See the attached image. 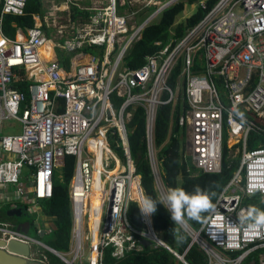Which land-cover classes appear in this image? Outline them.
<instances>
[{
	"label": "built area",
	"instance_id": "built-area-1",
	"mask_svg": "<svg viewBox=\"0 0 264 264\" xmlns=\"http://www.w3.org/2000/svg\"><path fill=\"white\" fill-rule=\"evenodd\" d=\"M41 1L43 12L33 13V25H17L11 36L4 17L24 14L28 0H0V186H13L14 199L29 207L52 197L55 170L67 155L75 157L70 248L53 253L64 264H104L105 248L121 258L149 239L180 255L157 235L151 216L141 213V229L128 217L130 203L145 196L129 125L143 108L155 187L158 193L171 190L163 182L155 138L158 108L171 104L179 106L192 166L220 171L225 130L227 142L241 152L239 168L201 228L183 227L191 243L206 252L208 264H243L255 252L264 264V229L240 219L249 209L245 197L264 200V144L247 148L250 133L264 131V0H217L209 9L208 0H197L208 9L204 17L180 38L171 30L167 40H156V50L135 68L126 62L133 43L181 0ZM24 83L25 91L19 88ZM12 118L21 130L1 133ZM95 172L102 195L93 240L89 193ZM40 222L35 217L38 234L51 232ZM0 237L27 243L30 263L52 264L39 247L54 248L13 222L0 220Z\"/></svg>",
	"mask_w": 264,
	"mask_h": 264
},
{
	"label": "trees",
	"instance_id": "trees-1",
	"mask_svg": "<svg viewBox=\"0 0 264 264\" xmlns=\"http://www.w3.org/2000/svg\"><path fill=\"white\" fill-rule=\"evenodd\" d=\"M195 3L197 0H187ZM217 0H208V9ZM185 0L166 8L160 18L147 26L141 38L134 42L126 55V62L131 67H139L144 63L145 55L153 53L157 46L156 40L165 41L170 36V31L174 32L173 38H180L189 27L197 24L206 14L208 9L196 8L195 12L184 20L177 21V17L184 10ZM43 6L41 0H28L22 15L7 14L4 17V29L8 35H13L15 27L13 22L22 27L32 26L34 23L33 13H42ZM177 76L174 72L171 82ZM19 88L26 90L25 83L19 84ZM179 106L165 104L159 106L156 119L155 138L158 148V156L161 161L162 178L165 186L169 189L182 188L186 192L192 193L197 186L203 191L214 193L211 196L214 204L217 196L223 187L229 182L234 172L239 168L241 152L234 155L235 146L229 147L227 143V132L225 130L222 143V161L219 172H205L198 170L186 159L185 129L178 123ZM129 141L136 170L141 175L142 187L145 196L156 198L158 191L155 187V178L147 157V146L145 138V114L143 108L139 107L134 113L130 123ZM264 127V125H263ZM264 144V131H252L247 141V148L253 149ZM58 169V168H57ZM57 169L54 173L53 195L49 199L41 201V208L44 216L51 220L52 230L45 233L42 240L45 244L58 251H67L70 248L71 232L73 226L72 205L69 196V182L75 170V157L67 155L64 164L61 166L62 177H59ZM20 203V202H18ZM244 204L249 207H258L264 210V200L260 195L245 197ZM21 205V204H19ZM0 209V220L15 221V225L20 224L18 216H9L7 210L11 207L6 204ZM27 209L26 206H23ZM208 211L202 213L201 221L189 220L188 225L198 231ZM130 222L138 227L144 228L145 224L141 220V212L136 202H131L128 210ZM152 217V223L157 235L164 240L173 250L180 255L188 264H208V255L196 242H192L191 235L179 225H174L171 214L166 206L158 204L157 211ZM17 220V221H16ZM31 227L35 224V217L27 219ZM176 230L175 233L173 230ZM36 230V229H35ZM39 235V234H38ZM177 235L183 237L182 242L177 241ZM238 252H232L235 256ZM257 252L252 253L243 264H259ZM60 260V259H59ZM104 264H184L173 252L154 242L143 243L141 250H130L121 258L112 255V248L104 249Z\"/></svg>",
	"mask_w": 264,
	"mask_h": 264
},
{
	"label": "clouds",
	"instance_id": "clouds-1",
	"mask_svg": "<svg viewBox=\"0 0 264 264\" xmlns=\"http://www.w3.org/2000/svg\"><path fill=\"white\" fill-rule=\"evenodd\" d=\"M254 191V189H250V192ZM212 195L214 193L203 191L199 186L192 193L186 192L182 188H175L162 191L156 198L143 196L137 205L145 216L156 213L158 204L166 206L174 225L183 228L189 220L201 221L202 213L214 207L211 199ZM26 210L28 211V208ZM240 219L242 222H247L252 229H264V210L258 207H249L246 215L241 216ZM173 231L175 233L176 230ZM176 238L178 242L183 241L182 236L177 235Z\"/></svg>",
	"mask_w": 264,
	"mask_h": 264
},
{
	"label": "water",
	"instance_id": "water-1",
	"mask_svg": "<svg viewBox=\"0 0 264 264\" xmlns=\"http://www.w3.org/2000/svg\"><path fill=\"white\" fill-rule=\"evenodd\" d=\"M108 209L110 210V207H108ZM27 213L28 211L23 206L12 207L7 210V214L9 216L21 217L27 215ZM17 229L28 233L30 230V221L22 222L17 226ZM150 243L151 240L149 239L145 241V244ZM46 246L48 247V245ZM50 250L52 252H55V249L50 248ZM30 253V246L27 243H23L18 240H10L7 242L0 237V264H30ZM177 257L183 263L184 261H186L181 255H177Z\"/></svg>",
	"mask_w": 264,
	"mask_h": 264
},
{
	"label": "rangeland",
	"instance_id": "rangeland-1",
	"mask_svg": "<svg viewBox=\"0 0 264 264\" xmlns=\"http://www.w3.org/2000/svg\"><path fill=\"white\" fill-rule=\"evenodd\" d=\"M186 4H185V8L184 10L179 14V16L177 17V21H181V20H184L186 17L190 16L191 14H193L197 8V2L195 3H190L186 0ZM65 12H68L65 11ZM3 128L1 129V133L3 134H10V133H16V132H19L21 130V125L19 123V121H17L16 119L12 118V119H9V120H6L4 121V124H3ZM228 143V146L229 147H233L234 145V141H229L227 142ZM239 149L235 147L234 149V155H237L239 152ZM57 173L59 175V177H62V172H61V167H59L57 169ZM0 208H5L4 205L3 206H0ZM28 213L27 215H24L23 217H20V221H25L29 218H32V217H36V218H39V220L43 223V220L44 218L42 217V208H41V202L38 203L36 202L35 204H30L29 207H28ZM29 234L34 237V238H40V239H43L41 235H38L37 231L35 230V227L32 226L29 230ZM36 245V248L38 247L37 244ZM41 248L43 251H45V254L49 257V261L52 263V264H62L63 262H61V260H59V258L57 257L56 254L52 253L51 251H48L44 246L41 245ZM64 264V263H63Z\"/></svg>",
	"mask_w": 264,
	"mask_h": 264
},
{
	"label": "crops",
	"instance_id": "crops-1",
	"mask_svg": "<svg viewBox=\"0 0 264 264\" xmlns=\"http://www.w3.org/2000/svg\"><path fill=\"white\" fill-rule=\"evenodd\" d=\"M13 27H15V29H16V27H17V24L15 23V22H13ZM19 26V25H18ZM24 28V27H23ZM15 32V31H14ZM14 187L13 186H8V187H3V186H0V206H5L6 204H10V208H12V207H18V206H26V207H28L27 206V204H25V203H21L18 199H14V197H13V195H14ZM18 202H20V203H18ZM40 203V202H39ZM19 204H21V205H19ZM1 209V208H0ZM21 217H23V216H21ZM42 217L44 218V220H43V223L42 222H40L39 223V225H41L42 226V228L43 229H47L48 227H51V220L49 219V218H46V216H44V214H43V212H42ZM20 218V217H19ZM9 221H11V220H9ZM17 221V220H16ZM26 221H29V220H25V221H22V222H26ZM12 222V221H11ZM21 221H20V224L22 223ZM13 223H14V225H15V221H13ZM17 225V224H16ZM15 225V227H17ZM34 227H35V224H34ZM30 228H31V225H30ZM35 229H36V227H35ZM28 234H29V232H28ZM45 233H42V235L41 236H43ZM30 235V234H29ZM40 235V234H39ZM34 249V251H36V249H38V248H36V246L35 247H33ZM44 253H45V251H43ZM53 253V252H52ZM47 256V255H46ZM48 257V256H47ZM48 259H49V257H48ZM50 260V259H49ZM30 264H41V263H39V262H32V263H30ZM63 264V263H62Z\"/></svg>",
	"mask_w": 264,
	"mask_h": 264
},
{
	"label": "bare ground",
	"instance_id": "bare-ground-1",
	"mask_svg": "<svg viewBox=\"0 0 264 264\" xmlns=\"http://www.w3.org/2000/svg\"><path fill=\"white\" fill-rule=\"evenodd\" d=\"M100 178H98V173L95 172L94 174V181H93V187L92 190L89 193L90 199H91V220H90V227H92V230L94 231V239H96L97 236V230H96V226L98 224V220L96 221V219L99 218L98 214H95V209H100V204H101V195H102V188L100 187ZM98 186V187H97ZM132 191L134 193V195H138L140 194L139 191L136 189V186L134 184ZM96 221V223H95ZM95 228V229H94Z\"/></svg>",
	"mask_w": 264,
	"mask_h": 264
}]
</instances>
